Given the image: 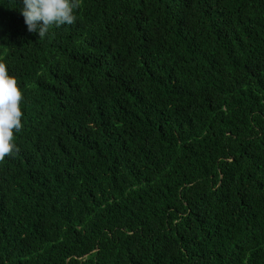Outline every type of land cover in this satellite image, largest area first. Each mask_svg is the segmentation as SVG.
<instances>
[{"label": "trees", "instance_id": "16d2710c", "mask_svg": "<svg viewBox=\"0 0 264 264\" xmlns=\"http://www.w3.org/2000/svg\"><path fill=\"white\" fill-rule=\"evenodd\" d=\"M0 162V264H264V0H81L30 33Z\"/></svg>", "mask_w": 264, "mask_h": 264}, {"label": "clouds", "instance_id": "9594fccd", "mask_svg": "<svg viewBox=\"0 0 264 264\" xmlns=\"http://www.w3.org/2000/svg\"><path fill=\"white\" fill-rule=\"evenodd\" d=\"M21 14L27 30L44 38L52 27L72 25L81 0H22ZM23 93L5 63L0 62V162L19 152L14 133L23 128Z\"/></svg>", "mask_w": 264, "mask_h": 264}]
</instances>
